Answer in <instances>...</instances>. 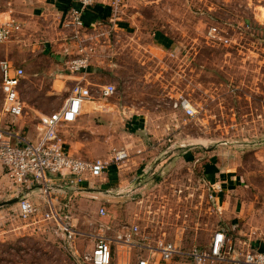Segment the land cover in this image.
<instances>
[{
    "label": "rangeland",
    "instance_id": "rangeland-1",
    "mask_svg": "<svg viewBox=\"0 0 264 264\" xmlns=\"http://www.w3.org/2000/svg\"><path fill=\"white\" fill-rule=\"evenodd\" d=\"M24 4L0 0V14L13 9L9 13L20 17ZM113 18L116 27L109 40L100 35V28L87 30L93 55L82 83L91 89V101L99 98L102 86H113L115 93L104 113L108 120L96 116L89 125L96 139L83 159L109 161L114 149L124 150L128 159L113 166L115 171L123 169L131 157L129 149L121 148L129 115L136 123L130 121L127 128L138 129L140 144L158 147L150 157L153 169L138 182L136 176L129 178L127 185L139 184V189L124 198L130 187L118 182L117 172L109 173L115 177L110 182L103 180L106 173L90 181L107 195L102 220L116 228L137 223L151 238L204 251L222 230L234 247L228 258L240 259L249 243H264V0H124ZM109 24L107 20L97 26ZM60 25L73 57L77 46L70 41L72 33ZM213 27L228 43L207 35ZM27 39L24 26L11 41L0 44V61L26 59L36 43ZM51 64L46 58L27 69L20 63L25 74L23 118L31 117L32 126L41 114L60 109L65 98L44 97L54 78ZM181 98L190 102L194 115L175 106ZM15 129L26 135V122L21 119ZM167 147L189 152L184 159L174 156L167 162ZM159 162L167 163L158 168ZM38 187L33 201L28 200L36 206L42 195ZM93 208L88 222L81 217L76 224V231L83 233L67 242L54 223L42 221L41 213L23 219L13 207L0 218V264H90L100 206ZM118 248L112 244L113 263ZM150 255L151 264H163L156 254ZM130 259L134 263L136 257L131 253Z\"/></svg>",
    "mask_w": 264,
    "mask_h": 264
},
{
    "label": "built area",
    "instance_id": "built-area-1",
    "mask_svg": "<svg viewBox=\"0 0 264 264\" xmlns=\"http://www.w3.org/2000/svg\"><path fill=\"white\" fill-rule=\"evenodd\" d=\"M99 1L101 0H76L78 8H70L62 21L63 28L71 31V39L77 46V54L66 62V68L71 75L78 78L60 109L40 117L38 140H26L0 127V164L7 169V175L14 185L22 187L29 181L40 185L41 201L48 207V211L41 214V219L47 224L54 223L59 232L68 238L67 242L73 241V236L77 233L69 211L73 196L68 197L69 205H64L62 210L57 207L59 204L55 201V194L63 187L73 188L74 191L83 182L102 177L110 165L118 166L129 157L126 151L115 149L109 161L75 157L68 154L60 135L61 127L74 123L81 115L83 105L92 100L91 89L82 83L91 66L93 55L92 47L86 43L90 40L87 30L90 28L95 31L100 28V35L109 40L116 27L113 17L120 13L124 0H109L112 16L108 19V28L105 25L86 28L82 20L83 14ZM20 30L21 24L13 16L9 15L0 21V44L10 41ZM207 35L220 44L228 43L217 27L209 29ZM24 75V70L15 67L9 60L0 61L3 111L14 119L25 113V103L21 96ZM98 93L101 98L106 99L115 93V88L105 85ZM175 106L188 116L195 113L185 98L179 99ZM109 110V104L105 103L103 111ZM56 179L60 182L58 186L53 184ZM19 197L18 210L23 219H32L40 214L39 207L30 204L26 196ZM210 198L214 200L215 195ZM97 214L93 248L87 257L90 264H151L150 254H156L163 264H208L217 261L227 264H264V252L260 253L257 249L244 252L238 260L226 259L222 253L225 236L220 231L214 233L207 251L196 247L183 249L173 242L143 234L138 225H122L119 228L109 225L102 220L106 216L104 208H99ZM112 244L120 248L116 249L115 263L112 259ZM131 253L136 257L134 263L130 259Z\"/></svg>",
    "mask_w": 264,
    "mask_h": 264
},
{
    "label": "crops",
    "instance_id": "crops-1",
    "mask_svg": "<svg viewBox=\"0 0 264 264\" xmlns=\"http://www.w3.org/2000/svg\"><path fill=\"white\" fill-rule=\"evenodd\" d=\"M22 1L25 4L23 7L20 8L21 10L18 11V12H21L22 14L20 17L16 16L17 18L16 17L14 18L17 21H19L21 24V30L19 31V33L22 32L23 27L26 26V36L28 38L27 40L29 42L33 40L36 43L35 45L29 47L28 49L29 54H27L26 59L23 58L19 60L18 59L12 60L10 58L11 60L9 61L12 62L15 67H20V68H22L20 66V63H22V65L26 63V69H27L30 66L35 65L37 59H41V58L49 59L52 62L51 68L49 71L51 74L54 75V78L52 79L48 90L45 91L44 97L48 98V97L64 94L65 98H64V101L62 102V105H63V103L66 101L67 97L69 96L70 90L72 88L69 85L72 82H75L78 77L75 75L68 74V72H65L66 68L63 69V67H61L62 64L65 67V64L67 61L66 59L68 57H69L68 59L72 58L71 56L72 52L69 47L67 48V43H65L66 41L64 40L60 23H62V21L64 20L70 8H78L77 2L76 0H22ZM107 1L108 0H101L97 2L96 4H94L95 6L93 5L91 8L87 9L85 11L86 13L84 12L82 20L86 28H89L90 26H95L98 23L107 22V20L111 16L110 7ZM9 12L14 13V10L9 9ZM9 12L6 11L0 14V21L4 20L9 15L12 16ZM103 16H106V18H103ZM19 33H17V35ZM70 41L74 43L72 40ZM37 44L40 45V47ZM73 45L75 48V44ZM40 71L41 69L39 68L38 70H34V73L37 74ZM23 82H24V79H23ZM23 82L21 86V96H22ZM105 103L110 104L112 107L111 102H109V98L103 99L99 95V98L97 100L89 101L83 105L81 115L77 118V120L74 123L67 124L61 127L60 135L63 139L64 145H65V148L68 154L75 156V157H79V158H83L85 155H88L87 154L88 146L92 143L93 138L96 139L95 135H91L92 133H94L93 131H91V128L89 127L91 121L94 122V118H96V116L97 118L103 121L108 120V118L110 117V116L108 117V114H104L106 113L103 111V106ZM101 112H103V114ZM43 115H47V114H41L40 117H42ZM21 119L24 122H26V135H24L25 134L24 130L17 131L15 129L17 126V123H19ZM39 119H38V122H39ZM130 121L133 125L136 123L133 116L131 115L126 116V121H125L126 127H125V132H124L125 139H124V144L121 148H126L127 150L129 149L128 151H130L131 157L128 160V162L125 164L123 169L121 170L118 169L117 171H115L113 167L114 165H110L108 169L106 170L105 172L106 175L103 179L104 182H107V181L110 182L112 181V178H115V177H112L109 173L117 172V175L119 177L118 182L119 183L125 182L126 186L130 187L129 190H126L127 192L125 191L126 194L121 195L122 198L127 196L129 193L131 194L132 191H134L136 187L137 188L139 187L138 186L139 184L135 186L127 185L129 178L132 179L136 176L135 181L138 182L139 179L144 177V175H147L149 170L151 171L153 169L154 166L152 165L153 166L152 168L150 166L151 164L150 157L154 154L153 153L154 149L158 147L154 145L151 146L150 143H148V145L150 144L149 147H145L144 145H141L139 137L140 136L142 137V135L138 132V129L130 130L127 128L128 123ZM30 122H31V117L23 118L22 116L20 118L14 119L6 115L3 111V99H2V103L0 104V127L6 130H10L11 132H13L14 135H18L26 140L36 141L38 140L40 136V132L37 129L38 123L37 125L32 126ZM66 128L70 130L64 131V129ZM93 129L94 128L92 127V130ZM167 148H168V153H166L168 155L167 162L171 161L172 158H174V156L177 159H184L185 156L189 152V150L187 149L185 150L182 148H175V147H167ZM166 163L159 162L156 165L159 168V166L166 165ZM214 166L216 168H219V165H214ZM203 169L204 170L206 169V165H204ZM59 183H60L59 180L56 179L53 184L58 186ZM90 183H91L90 181H85L82 184H80L79 187L74 188L75 189L74 191H73V188L68 189L66 187H63L60 191L58 190V192L55 194V196L57 197L55 201H57V203L59 204L57 207H60L59 209H62V210H64L63 209L64 205L66 204L69 205V202L67 201L68 197L73 196L71 209L69 208V211H71V214H72V219H73L72 224L74 225L75 230H77L76 224L80 221L81 217H83L84 220H86V222L90 220L88 214L89 212L91 213L94 211V208H93L94 206L98 205L100 206V208H103L104 200L107 197L104 191L97 192L94 188L90 186L91 185ZM38 189H39L38 184L35 181H29L26 183V185H23L22 187L18 185H14L10 181L7 175V169L0 164V204L5 201L15 199L22 195L26 196V199L28 198L27 200L33 201L32 198L36 196V193H37L36 191ZM38 204H40L39 206L37 205L39 207V213L42 214L48 211L47 205L41 203V201ZM32 205H35V204L32 203ZM13 207L18 209L19 201L16 203L1 206L0 207V218L1 216H3V214L7 213V215H9L8 213L10 210H12ZM4 208H6L7 211H1ZM109 225L114 226L111 223ZM125 225H138V224L137 223H126ZM45 228L48 232L52 230L48 228L47 226ZM219 231L222 232L225 236V244H224V249L222 251L223 256L226 259H229L228 256H230L231 253L234 252V247L233 245H231L232 244L231 240L227 238L228 235L224 233V231L222 230H219ZM76 232L80 234L83 233V232H78V231ZM65 237L66 236L64 235V239ZM260 244L261 243H252L251 245V243H249L247 248H250L249 250L258 249ZM192 247H195V246L182 247V248L190 249Z\"/></svg>",
    "mask_w": 264,
    "mask_h": 264
},
{
    "label": "water",
    "instance_id": "water-1",
    "mask_svg": "<svg viewBox=\"0 0 264 264\" xmlns=\"http://www.w3.org/2000/svg\"><path fill=\"white\" fill-rule=\"evenodd\" d=\"M20 199V197H17L15 199H12V200H9V201H5L3 203L0 204V207L3 206V205H7V204H12V203H16L18 202ZM258 252L262 253L264 252V243H261L257 249Z\"/></svg>",
    "mask_w": 264,
    "mask_h": 264
},
{
    "label": "trees",
    "instance_id": "trees-1",
    "mask_svg": "<svg viewBox=\"0 0 264 264\" xmlns=\"http://www.w3.org/2000/svg\"><path fill=\"white\" fill-rule=\"evenodd\" d=\"M94 6H95V5H94ZM85 13H86V12H85ZM103 18H106V16H103ZM160 36H161V35H160ZM160 36H159V37H160ZM161 38H163V37H161Z\"/></svg>",
    "mask_w": 264,
    "mask_h": 264
}]
</instances>
